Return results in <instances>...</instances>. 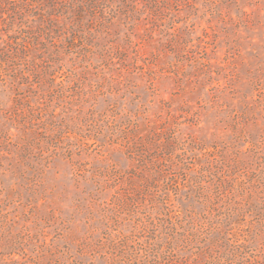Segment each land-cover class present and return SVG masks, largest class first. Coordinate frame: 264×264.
<instances>
[{
	"label": "rangeland",
	"instance_id": "rangeland-1",
	"mask_svg": "<svg viewBox=\"0 0 264 264\" xmlns=\"http://www.w3.org/2000/svg\"><path fill=\"white\" fill-rule=\"evenodd\" d=\"M0 264H264V0H0Z\"/></svg>",
	"mask_w": 264,
	"mask_h": 264
}]
</instances>
